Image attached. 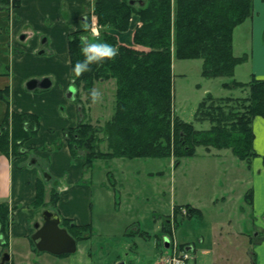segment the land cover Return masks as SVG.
<instances>
[{"label": "trees", "instance_id": "trees-1", "mask_svg": "<svg viewBox=\"0 0 264 264\" xmlns=\"http://www.w3.org/2000/svg\"><path fill=\"white\" fill-rule=\"evenodd\" d=\"M93 12L102 28L133 32L131 45L120 44L116 36L102 32L100 40L114 44L116 56L94 63L79 76L72 67L84 58L82 37L86 38L88 29L69 34L71 83L77 91L79 87L85 91L87 102L95 82L111 79L115 83L113 111L106 121L93 124L82 116L75 125L63 129L72 157L82 158L84 168L96 159L114 158L174 157L177 163L180 158L194 155L196 146H204L208 152L211 148L229 149L247 162L256 154L252 121L264 114L262 79L222 83L225 88H247L245 96L216 97L207 92L195 112L196 121L209 123L206 129H197L175 115L172 104L173 56L202 59L204 77L233 76L235 67L246 58L233 53V30L252 15L253 0H94ZM6 94L2 90L0 95L7 101ZM38 128L36 115L8 108L0 124V152L17 157L25 149L23 143ZM44 195V184L39 182L35 207H46ZM57 200L58 192L53 189L50 204L54 206ZM186 209L187 214L198 212L188 204ZM10 223L9 207L0 202L2 246L7 244ZM61 225L75 239L92 235L90 224L62 218Z\"/></svg>", "mask_w": 264, "mask_h": 264}, {"label": "crops", "instance_id": "crops-1", "mask_svg": "<svg viewBox=\"0 0 264 264\" xmlns=\"http://www.w3.org/2000/svg\"><path fill=\"white\" fill-rule=\"evenodd\" d=\"M93 7L94 0H0V94L2 90L7 93V101L0 95V124L8 108L32 113L39 121L37 133L23 143L25 149L17 157L0 152V202L8 205L11 217L6 264H54V256H61L35 250L30 238L45 208L33 205L39 182L45 187L46 207L52 206L51 191L58 192L57 203L49 209L61 220L92 223L93 189L85 177L84 161L72 157L63 129L82 117L75 98L66 95L71 84L68 38L71 32L89 26ZM132 31L118 32L120 40L131 45ZM232 46L235 56L246 57L233 74L242 68L245 78L235 80L248 82L255 77L264 81V0H253L252 15L233 30ZM31 79L38 83L48 79L49 85L28 89ZM252 129L256 154L248 162L228 161L225 169L228 183L223 198L230 210L228 227L219 236L229 249L228 258L220 259L237 262L236 251L241 249L247 260L243 264L251 257L253 264H264V114L255 116ZM137 231L139 227L128 228L123 236L140 235ZM124 248H130L127 242Z\"/></svg>", "mask_w": 264, "mask_h": 264}, {"label": "rangeland", "instance_id": "rangeland-1", "mask_svg": "<svg viewBox=\"0 0 264 264\" xmlns=\"http://www.w3.org/2000/svg\"><path fill=\"white\" fill-rule=\"evenodd\" d=\"M93 24L96 28L86 33L87 39L100 40L102 32L107 31L116 36L118 43L126 44L120 40L118 32L102 28L95 20ZM241 69L232 77H204L202 59L173 56L172 104L175 115L192 122L197 129L208 128L207 121L195 120L198 103L207 92L216 97L245 96L247 88H225L222 85L232 79L245 78ZM93 88L101 93L95 102L92 98L87 102V95L80 87L75 101L78 106L81 103L83 117L100 125L113 111L115 83L111 79L98 81ZM233 160L238 161V158L229 149L218 151L211 148L208 152L204 146H196L194 155L180 158L177 163L174 157L96 159L86 168L85 175L93 189L92 235L86 240L76 239V251L54 256V264H163L159 251H166L165 235L171 246H191V264H243L246 257L241 249L236 251L237 262L220 259L221 256L228 258L226 251L229 248H224L219 233L223 236L228 227L226 220L230 207L227 208L223 198L228 183L225 169L228 161ZM187 204L198 212L183 214ZM47 208L53 209L50 205ZM167 219L171 220V228L165 229ZM138 227L143 234L123 236L126 229ZM16 241L18 239H14ZM126 242L130 248H124ZM85 245H88L87 249ZM1 251L0 248V254ZM73 258L77 262L69 260ZM251 258L247 264H253Z\"/></svg>", "mask_w": 264, "mask_h": 264}, {"label": "water", "instance_id": "water-1", "mask_svg": "<svg viewBox=\"0 0 264 264\" xmlns=\"http://www.w3.org/2000/svg\"><path fill=\"white\" fill-rule=\"evenodd\" d=\"M133 2V1H132ZM141 3V1H140ZM39 84L45 88L49 85L48 79H44L38 83L35 79L27 83L29 89H33ZM75 88L70 86L67 91V96L74 94ZM43 221L39 226L35 225L36 230L31 235V238L36 242L35 246L39 251H46L54 255L70 254L76 251V241L69 234L66 228L60 227V218L49 210L43 211ZM167 245V241H165ZM9 260V253L5 251L1 257L0 264H5Z\"/></svg>", "mask_w": 264, "mask_h": 264}, {"label": "clouds", "instance_id": "clouds-1", "mask_svg": "<svg viewBox=\"0 0 264 264\" xmlns=\"http://www.w3.org/2000/svg\"><path fill=\"white\" fill-rule=\"evenodd\" d=\"M82 40L81 52L84 58L77 60L72 67V71L77 76L89 71L94 63H102L106 59L114 58L118 52L117 47L106 40H91L85 37H82ZM100 95L99 89H91L90 96L93 102L99 99Z\"/></svg>", "mask_w": 264, "mask_h": 264}, {"label": "built area", "instance_id": "built-area-1", "mask_svg": "<svg viewBox=\"0 0 264 264\" xmlns=\"http://www.w3.org/2000/svg\"><path fill=\"white\" fill-rule=\"evenodd\" d=\"M92 29H95V27ZM161 259H164L163 264H190L191 255L187 251L174 248L166 256L161 257Z\"/></svg>", "mask_w": 264, "mask_h": 264}]
</instances>
